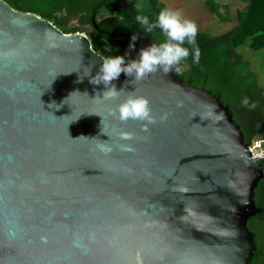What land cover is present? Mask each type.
<instances>
[{
  "label": "water",
  "instance_id": "water-1",
  "mask_svg": "<svg viewBox=\"0 0 264 264\" xmlns=\"http://www.w3.org/2000/svg\"><path fill=\"white\" fill-rule=\"evenodd\" d=\"M133 34L138 60L152 42ZM102 59L81 31L0 0V264H249L264 155L175 69L124 74L103 99ZM129 92L149 102L146 131L111 114Z\"/></svg>",
  "mask_w": 264,
  "mask_h": 264
},
{
  "label": "trees",
  "instance_id": "trees-1",
  "mask_svg": "<svg viewBox=\"0 0 264 264\" xmlns=\"http://www.w3.org/2000/svg\"><path fill=\"white\" fill-rule=\"evenodd\" d=\"M4 1L15 10L37 14L64 33L81 31L96 53L104 58L123 56L125 64L134 60L140 40L133 33L142 32L157 46L166 41L159 28L149 32L136 19L147 17L150 24L155 23L159 12L167 8L160 0ZM204 4L219 22L235 21V25L217 35L197 29L195 47L200 52L199 62H193V46L185 43L189 56L181 62L177 75L185 83L190 80L189 85L194 88H204L216 98L220 96L218 99L227 105L239 125L244 143L251 147L257 139L264 147V88L257 84L250 62L241 52H261L264 58V0H239L234 9L230 2L222 0H204ZM126 34H131L129 39L117 40ZM130 44L134 47L130 48ZM119 77L124 78V73ZM255 162L264 170V157ZM254 194L255 206L261 212L247 222L248 229L255 234L256 245L249 264H264V177Z\"/></svg>",
  "mask_w": 264,
  "mask_h": 264
},
{
  "label": "clouds",
  "instance_id": "clouds-1",
  "mask_svg": "<svg viewBox=\"0 0 264 264\" xmlns=\"http://www.w3.org/2000/svg\"><path fill=\"white\" fill-rule=\"evenodd\" d=\"M136 19L139 23L145 25L149 32L154 28H159L166 37V41L159 44V46L151 44L150 47L141 49L139 59L130 60L127 64H125L123 56L102 59L97 74L89 82L92 85L103 84L105 86L107 90L102 93L105 100L115 99L123 91H117L114 85L109 87L110 83L117 79L121 73L134 77V81H140L157 71L168 74L175 69L176 72H180L181 62L189 56L188 49L183 46L185 43L193 46V62H199L200 52L195 47L197 35L195 22L183 19L180 12L168 8H164L159 12L156 22L153 24L149 23L147 17L137 16ZM136 39L135 36L132 37L133 41ZM131 47H134V44H130ZM90 73L91 68L89 69ZM111 114L120 122L128 120L145 122V131L147 130V124L155 122L151 115L148 100L141 96H134L131 92L123 102L117 105ZM101 132L103 133L102 127ZM122 137L131 139V134L123 133ZM80 138L88 139L86 137Z\"/></svg>",
  "mask_w": 264,
  "mask_h": 264
},
{
  "label": "rangeland",
  "instance_id": "rangeland-1",
  "mask_svg": "<svg viewBox=\"0 0 264 264\" xmlns=\"http://www.w3.org/2000/svg\"><path fill=\"white\" fill-rule=\"evenodd\" d=\"M168 9L178 11L183 19L195 21L197 29L211 35H217L230 30L235 21L229 23L219 22L204 4V0H160ZM232 4L233 9L239 0H222ZM237 4V5H236ZM250 62L251 69L256 75L257 84L264 88V58L261 52L241 50ZM254 152H263V142L254 139L250 147Z\"/></svg>",
  "mask_w": 264,
  "mask_h": 264
},
{
  "label": "built area",
  "instance_id": "built-area-1",
  "mask_svg": "<svg viewBox=\"0 0 264 264\" xmlns=\"http://www.w3.org/2000/svg\"><path fill=\"white\" fill-rule=\"evenodd\" d=\"M251 149V148H250ZM252 150V149H251ZM252 152L254 153V155L255 156H257V157H259V156H262V155H264V153H262V152H254L253 150H252Z\"/></svg>",
  "mask_w": 264,
  "mask_h": 264
}]
</instances>
